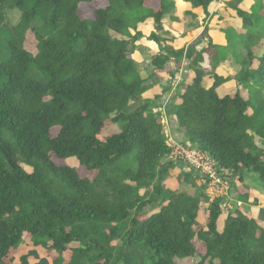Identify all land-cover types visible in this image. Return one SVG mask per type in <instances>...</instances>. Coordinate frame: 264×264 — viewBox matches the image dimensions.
I'll use <instances>...</instances> for the list:
<instances>
[{
    "label": "trees",
    "instance_id": "obj_1",
    "mask_svg": "<svg viewBox=\"0 0 264 264\" xmlns=\"http://www.w3.org/2000/svg\"><path fill=\"white\" fill-rule=\"evenodd\" d=\"M88 1L0 0V264H34L28 254L18 257L27 240L55 264H178L187 257H199L197 264H264V221L242 206L225 211L222 199L203 189L164 188L163 176L177 164L169 159L161 114L144 99L132 109V99L153 87L133 58L139 24L163 27L178 2L208 14L216 0H108L92 17L81 12ZM8 8L22 15L3 28ZM249 10L241 28L225 30L226 46L213 45L211 70L195 46L173 53L187 57L195 75L172 113L225 179L243 183L256 173L264 187V147L256 140L264 146V52L255 53L264 49V0ZM114 23L122 37L112 34ZM28 30L36 54L25 47ZM240 46V69L226 79L242 89L221 95L220 78L205 86L227 59L218 50ZM169 60L168 52L157 53L152 63L164 71ZM118 113L121 130L104 135ZM251 196L250 189L239 191L241 201ZM202 210L206 227H199ZM118 225L114 236L110 228Z\"/></svg>",
    "mask_w": 264,
    "mask_h": 264
},
{
    "label": "rangeland",
    "instance_id": "obj_2",
    "mask_svg": "<svg viewBox=\"0 0 264 264\" xmlns=\"http://www.w3.org/2000/svg\"><path fill=\"white\" fill-rule=\"evenodd\" d=\"M254 0H216L211 6L209 13L205 14L199 10H188L185 6L180 7L178 2L171 14L164 18L165 25L158 27L155 23L150 27H140L138 30L143 34L137 41V47L134 51L133 58L137 61L142 76L146 79L147 84L157 86L154 90H149L145 94L132 99V109L142 103V101L149 100L154 106V111L161 114L162 123L165 126L168 141L173 144L186 146L189 144L188 138L185 136L183 130L179 126L177 116L172 113V106L175 103V97L179 92H182L186 84L192 82V77L195 72L190 70V60L183 56H176L175 52L190 46H195L197 51H204V61L202 66L213 68L214 62L211 57L215 54L216 50L213 45L226 46L228 44L227 34L225 32L228 28L239 29L241 25L245 24L248 20L249 5ZM108 4V0H91L82 2L80 4L82 15L92 17L94 15V8L100 5ZM198 12V13H197ZM200 12V13H199ZM180 14L176 16L174 14ZM21 11L19 9H7L6 20L3 28L15 26L21 19ZM171 18H176L174 23L170 22ZM145 23V22H144ZM154 26V27H153ZM153 27V28H152ZM112 34L116 37H122L117 31L116 24L112 26ZM136 33L135 30L132 31ZM37 38L32 30L26 33L25 47L30 52L36 54ZM243 51V47H234L230 51L218 50L221 55L227 57L217 65L216 70L204 78L203 84L205 86L211 85L217 78H220L221 88L219 92L221 95L226 93H235L237 88L242 89V86L235 80H227L228 76H235L240 69L238 64V54ZM235 51V54H233ZM169 54L170 60L167 62L164 71H158L153 65V56L157 53ZM233 52V53H230ZM264 49H256L255 53L261 55ZM231 60V61H230ZM247 93V90H246ZM144 99V100H142ZM118 113L114 117V122L110 127L104 129V135H110L119 132L123 123L118 121L122 116ZM259 146L264 147L259 138H256ZM192 144V143H191ZM171 159V158H169ZM177 167L170 170L163 176V187L170 190H177L179 192H190L206 190L211 200L217 198L222 199V206L225 211L233 210L237 206H242L249 214L264 221V187L259 180L258 174L247 173L245 181H240L230 177L223 180L220 185H210V181L201 179L198 176V171L187 168L177 159H173ZM67 162L78 167L79 162L76 158H69ZM28 171L32 168L24 165ZM84 173V172H83ZM238 187V188H237ZM250 189L252 194L249 201L244 202L239 198V191L246 192ZM147 188L141 190V194L147 192ZM154 192L153 188L150 193ZM199 227H206L207 213L205 211L199 212ZM220 229H223L224 218L219 220ZM120 225L110 228L112 235L119 234ZM74 247H78L79 243H74ZM22 254H28L34 264H55L53 257L49 255L48 251L42 246H34L31 241L23 242L20 246L18 257ZM16 255V254H15ZM14 255V257H15ZM18 259V258H17ZM199 257L177 258L178 264H197ZM14 262V259H13ZM63 264H68L64 262ZM72 264H80L74 261ZM87 264H97V261H88ZM208 264V263H206ZM217 264V263H216Z\"/></svg>",
    "mask_w": 264,
    "mask_h": 264
},
{
    "label": "built area",
    "instance_id": "obj_3",
    "mask_svg": "<svg viewBox=\"0 0 264 264\" xmlns=\"http://www.w3.org/2000/svg\"><path fill=\"white\" fill-rule=\"evenodd\" d=\"M171 159H177L187 168H192L202 175V179L210 181V185H220L225 178L218 170L215 160L207 153L193 146L191 142L184 145L173 144Z\"/></svg>",
    "mask_w": 264,
    "mask_h": 264
},
{
    "label": "crops",
    "instance_id": "obj_4",
    "mask_svg": "<svg viewBox=\"0 0 264 264\" xmlns=\"http://www.w3.org/2000/svg\"><path fill=\"white\" fill-rule=\"evenodd\" d=\"M179 5H180V7H182V8L185 6L186 9L191 10V6L188 5V4H184V3L180 2ZM250 5H251V4H250ZM250 5H249L248 9L250 8ZM192 9H193V8H192ZM191 11H192V10H191ZM249 11H250V10H249ZM197 13H198V12H197ZM199 13H200V12H199ZM174 15L179 16L180 14L178 13V14H174ZM168 17H169V16H168ZM248 18H249V17H248ZM165 20H166V19H165ZM165 20H164V21H165ZM174 20H176V18H171V19H170V22H171V23H174V22H175ZM246 22H248V20H247ZM246 22H245V23H246ZM154 23H155L154 21H152V20H148V21H146L145 23H142L140 27H144V33H147L146 30H145V27H146V26L150 27V26L153 25ZM164 23H165V22H164ZM155 25H156V23H155ZM243 25H244V24H243ZM243 25H241V27H242ZM157 26H158V25H157ZM153 27H154V26H153ZM153 27H152V28H153ZM230 61H231V60H230ZM218 65H219V64H218ZM208 69H209V68H208ZM155 87H157V86H153L150 90L157 89V88H155Z\"/></svg>",
    "mask_w": 264,
    "mask_h": 264
}]
</instances>
